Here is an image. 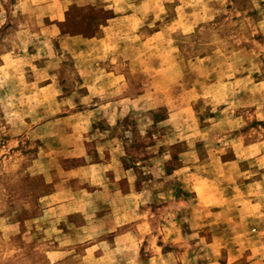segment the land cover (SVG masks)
Here are the masks:
<instances>
[{"label": "rangeland", "instance_id": "374dc122", "mask_svg": "<svg viewBox=\"0 0 264 264\" xmlns=\"http://www.w3.org/2000/svg\"><path fill=\"white\" fill-rule=\"evenodd\" d=\"M0 264H264V0H0Z\"/></svg>", "mask_w": 264, "mask_h": 264}]
</instances>
